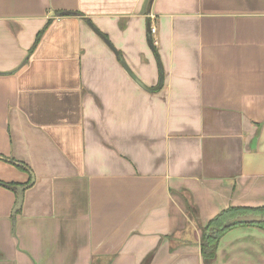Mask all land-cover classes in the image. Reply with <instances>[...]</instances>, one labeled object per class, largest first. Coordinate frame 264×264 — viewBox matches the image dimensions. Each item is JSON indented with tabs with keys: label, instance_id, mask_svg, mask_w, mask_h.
Masks as SVG:
<instances>
[{
	"label": "crops",
	"instance_id": "obj_1",
	"mask_svg": "<svg viewBox=\"0 0 264 264\" xmlns=\"http://www.w3.org/2000/svg\"><path fill=\"white\" fill-rule=\"evenodd\" d=\"M262 205L264 0H0V264H264L199 245Z\"/></svg>",
	"mask_w": 264,
	"mask_h": 264
},
{
	"label": "trees",
	"instance_id": "obj_2",
	"mask_svg": "<svg viewBox=\"0 0 264 264\" xmlns=\"http://www.w3.org/2000/svg\"><path fill=\"white\" fill-rule=\"evenodd\" d=\"M43 31H41L36 39L35 43H37L38 39L40 38V35ZM6 159V158H5ZM11 162H14L10 159ZM247 213H253V214H259L264 217V205L258 206V207H248V206H229L223 210H221L219 213H217L215 216H213L211 219H209L206 224H204L201 227V233L199 237V245H200V251L205 261H210L214 258L216 253V248L218 245V241L220 237L230 228L235 226H243V225H254L258 226L262 229H264V221L261 222H255V223H239L235 224L230 227H224V222L227 219H230L236 215L241 214H247Z\"/></svg>",
	"mask_w": 264,
	"mask_h": 264
},
{
	"label": "water",
	"instance_id": "obj_3",
	"mask_svg": "<svg viewBox=\"0 0 264 264\" xmlns=\"http://www.w3.org/2000/svg\"><path fill=\"white\" fill-rule=\"evenodd\" d=\"M148 44H149L150 48L152 49V51L154 53V56H155V59H156L157 65H158V69H159V81H158V84H157V86L155 88H149V87L145 86L133 74H132V77L134 78L135 82L139 86H141L142 88H145V89L151 91V90H156V89H158V88L161 87V85L163 83V71H162V65H161L159 56H158V54L156 52V49L154 47V43L152 42L151 36H149V38H148ZM121 62L123 64V66H126L123 63L122 60H121ZM126 69L129 71L128 68H126ZM10 188H12L16 192V202H15V205H14V210H17L21 206V204H22L24 186L14 185V186H11ZM261 221H264V217L263 216H261L259 214L247 213V214L236 215V216H234V217H232L230 219H227L224 222V227H230V226H233V225L239 224V223H255V222H261Z\"/></svg>",
	"mask_w": 264,
	"mask_h": 264
},
{
	"label": "built area",
	"instance_id": "obj_4",
	"mask_svg": "<svg viewBox=\"0 0 264 264\" xmlns=\"http://www.w3.org/2000/svg\"><path fill=\"white\" fill-rule=\"evenodd\" d=\"M152 30H153V28H152Z\"/></svg>",
	"mask_w": 264,
	"mask_h": 264
}]
</instances>
